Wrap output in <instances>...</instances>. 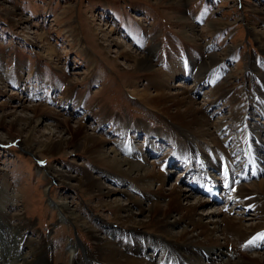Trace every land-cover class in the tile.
I'll return each mask as SVG.
<instances>
[{
    "label": "rangeland",
    "instance_id": "rangeland-1",
    "mask_svg": "<svg viewBox=\"0 0 264 264\" xmlns=\"http://www.w3.org/2000/svg\"><path fill=\"white\" fill-rule=\"evenodd\" d=\"M149 47H155L153 73L135 70L133 59L117 52L128 49L142 55ZM212 55L222 58L221 64L199 80L202 64ZM175 61L179 64L174 67H183L187 77L169 76V89L165 91L187 93L211 123L227 121L224 136L238 140L236 136L240 135L241 141L232 117L237 105L243 118L250 115L252 124L264 121L261 110L250 99L264 78V0H0V123L4 116L10 120L30 113L18 108L19 100L25 97L30 99L27 104L43 103L71 117L74 126L83 122L90 132L107 137L118 148L125 140L118 130L121 126L136 137L140 123L154 132L174 124L140 94H157L155 84L168 75ZM54 123V119L45 117L37 124V135L48 136V125ZM57 125L52 129L64 131V126ZM5 129H0V191L9 188L11 197L2 211L14 224L31 223L33 230L27 234L49 242L53 264H72L74 256H84L91 241L84 230L62 220L56 202L66 200L72 208L78 204L77 214L91 224L98 225L94 222L98 214L89 208L86 189L72 186L78 179L59 185L52 174L39 169L53 165L83 179L88 174L96 176L94 163L81 153L35 157L13 141ZM138 142L144 143L145 138ZM261 142L264 144V135ZM233 145L236 147V143ZM157 158L153 154L147 157L161 163ZM183 166L185 163L167 168V187L175 184L188 191L189 182L181 181L186 174L180 170ZM100 180L106 187L133 192L131 184L111 182L106 175ZM51 186L54 189L50 191ZM136 196L142 198L138 193ZM117 197L126 202L130 196ZM97 199L102 204L106 198ZM238 202L227 207L233 210L232 216L245 215L244 223H252L256 212L240 207ZM220 207L211 204L206 209ZM140 219L148 221L145 216ZM71 242L81 245L75 254Z\"/></svg>",
    "mask_w": 264,
    "mask_h": 264
},
{
    "label": "bare ground",
    "instance_id": "bare-ground-1",
    "mask_svg": "<svg viewBox=\"0 0 264 264\" xmlns=\"http://www.w3.org/2000/svg\"><path fill=\"white\" fill-rule=\"evenodd\" d=\"M117 52L118 56L133 59L135 70L151 73L156 70L152 62L155 47H149L142 55L132 54L128 49ZM221 61L222 58L212 55L209 62L202 64L203 69L197 76L199 80L209 73L211 75ZM175 63L179 64L178 61L172 62L168 75L155 84L157 94L148 91L140 94L142 99L149 101L150 107L157 108L174 124H167L162 132H154L140 123L135 130L139 134L136 137H131L128 134L130 129L121 126L118 130L122 131L125 140L118 148L107 137L90 132L83 122L79 121L74 126L71 117L61 115L43 103L27 104L30 99L25 97L19 100L18 108L30 113L10 120L4 116L0 123V129L6 128L9 137L35 157L46 155L53 158L60 153H81L94 163L96 176L88 174L83 179L68 175L53 165L39 169L52 174L59 185L72 184L78 179V184L72 186L86 189L89 208L98 214L94 221L98 225L91 224L77 214L80 210L78 204L72 208L66 200L56 202L62 220L84 230L91 241V247L87 248L84 256H74L72 264H264V252H260L264 249V144L261 142L264 121L252 124L250 115L243 118L239 113L240 105H237L238 110L232 113V117L237 121L234 126L242 139L239 140L240 135H234L238 140L224 136L227 121L211 123L205 112L195 106L190 95L165 91L169 89V76L174 75V79L187 77L186 70L174 67ZM204 73L208 75H202ZM8 76L6 74V79ZM250 99L257 104L264 120V78L251 92ZM172 108L176 109L175 113ZM250 111L256 113L252 108ZM45 117L54 119L55 123L48 125V136H38L37 124H41ZM57 124L64 126V131L52 129L53 126L58 127ZM142 138L145 142H138ZM110 143L112 145L107 148ZM166 148L169 150L164 152ZM141 154L142 158H139ZM151 154L161 163L147 159ZM179 163H185L180 169L183 175L186 171L181 181L191 182L186 192L175 184L169 187L166 184L170 177L167 168ZM104 175L111 182L131 184L133 192L106 187L100 180ZM221 181H228L231 186L224 204L226 207L206 209L215 202L205 195L204 189L194 185L199 182L220 185ZM52 188L54 186L49 187L50 191ZM8 192L7 187L0 191V264H53L49 258V242L30 238L27 234L33 230L31 223L14 224L8 220V213L2 211L9 201ZM117 194L130 196L129 200L122 202ZM202 195L207 198L202 199ZM97 198L106 199L101 204ZM233 201H240V207L256 212L252 223H244L245 215L232 216L233 210L227 207ZM142 216L148 221L143 222ZM69 246L73 254L81 247L76 242Z\"/></svg>",
    "mask_w": 264,
    "mask_h": 264
}]
</instances>
